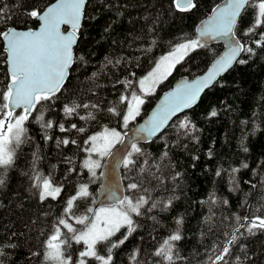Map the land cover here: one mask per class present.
Returning a JSON list of instances; mask_svg holds the SVG:
<instances>
[{"label": "trees", "instance_id": "trees-1", "mask_svg": "<svg viewBox=\"0 0 264 264\" xmlns=\"http://www.w3.org/2000/svg\"><path fill=\"white\" fill-rule=\"evenodd\" d=\"M221 1L196 0L197 8L182 13L171 6V0H89L75 47L76 56H82L83 61L77 59L67 82L52 101L37 105L45 121L51 120L54 125L63 123L69 130L60 132L58 126L45 129L30 117L25 124L26 139L17 151L15 164L7 171L0 169V178L4 180L0 185V242L16 245L3 249L0 264H39L32 253L41 250V241L56 218L63 214L67 199L75 195L81 184L88 185L90 197L77 201L73 213L81 215L87 207H95L100 168L93 178L82 167L87 153L78 147L87 135L107 126L121 131L124 137L179 77H194L206 70L224 46L214 43L190 52L158 91L147 96L141 116L127 128L106 111L97 112L96 121L80 120L76 115L66 117L62 111L64 104L69 101L99 103L106 109L117 103L121 94L129 95L133 90L140 93L139 78L176 43L195 38L199 22ZM3 2L11 15L8 26H37L24 14V5L32 0ZM47 2L42 0L41 7ZM250 21V15L242 17L236 36L252 47L255 55L243 53L240 59L247 63H236L194 108L175 118L152 142L138 144L150 164L159 165V171L152 167L141 177L122 167L125 186L134 177L146 187L155 188L154 199L172 203L168 208L142 209V215H133L135 231L113 250V264H133L130 256L135 250H139L140 264L144 261L151 264L153 249L177 228L182 239L174 242V251L184 258L177 264H212L233 235L236 240L229 245V254L216 264H264V229L249 232L248 222L243 220V217L249 220L264 217V48L253 43L260 39L258 34L243 36ZM5 71L6 65L0 63V79ZM126 79L132 82L133 88L121 83ZM212 110L216 116L209 115ZM39 114L34 112L33 116ZM85 114L86 110L81 109L80 115ZM184 120L195 125V130L179 128ZM72 123L87 131L77 132L71 128ZM63 139L77 143H59ZM164 151L168 156L161 162L159 157ZM245 163L247 168L243 167ZM234 168L240 170L233 173ZM176 173H180L179 177L172 179ZM37 174L52 179L54 185L62 188L57 199L39 200V190L33 186L36 183L33 177ZM153 174L167 178L161 185ZM238 216L240 221L236 219ZM178 218L183 220L179 226ZM70 222L81 227L74 220ZM240 224L245 226L239 227ZM121 233L126 234V227L112 239L119 238ZM79 250H83V245L73 241L66 252L75 254Z\"/></svg>", "mask_w": 264, "mask_h": 264}, {"label": "snow or ice", "instance_id": "snow-or-ice-1", "mask_svg": "<svg viewBox=\"0 0 264 264\" xmlns=\"http://www.w3.org/2000/svg\"><path fill=\"white\" fill-rule=\"evenodd\" d=\"M41 2L42 0H32L31 3L24 5V14L38 26L18 30L16 27L8 26V20L11 19L7 10L8 5L0 0V57H3L0 63L6 65L3 79H0V169L5 171L12 168L16 162L17 151L26 139L28 130L25 124L30 117L40 122L42 128L50 129L58 126L60 132L69 130L63 123L54 125L51 120L45 121L37 105L52 101L53 97L61 92L73 64L77 59L83 61L82 56H76L74 48L79 38L78 33L84 17L86 0H49L43 7ZM171 6L183 13L197 8L198 5L196 0H171ZM211 12L209 19L202 22V26L197 29L195 38H186L183 42L176 43L167 55L161 56L155 62L154 68L146 76L139 79L138 91L144 94L150 93L152 85L159 78L170 75L171 69L190 50L205 47L208 39H224L228 51L214 62L207 75L190 84L182 83L175 91L169 93L160 108L137 129V136L155 137L173 116L190 108L203 88L208 87L233 62L247 63L244 59H237L241 53L255 55L252 47L236 38L239 23L246 14L250 15L251 21L243 30V36L258 34L260 39L254 40L253 43L258 48H264V0H226L222 5H215ZM64 25L69 28H63ZM108 63L111 64L112 61L108 60ZM116 63L118 64L119 61ZM121 83L127 88L134 87L127 79ZM143 103L141 96L133 90L129 95L121 94L118 102L106 109H102L99 103L69 101L64 104L62 111L66 117L76 115L80 120L90 121L97 120V112L106 111L111 116L119 118L122 126L127 128L129 123L140 114L139 106ZM120 105L123 107H119ZM18 109L19 112H17ZM81 109L86 110L85 115H80ZM89 109L91 111H87ZM34 112L40 114L33 116ZM209 115L216 116L217 113L212 110ZM71 128L79 133L87 131L85 127H78L75 123L71 124ZM179 128L195 130V125L184 120L179 124ZM59 143L68 145L76 144L77 141L63 139ZM117 143L123 145L122 153L112 151ZM78 147L87 153L82 167L93 178L97 175L96 169L101 168V159L104 157H111L117 165L128 169L130 173L136 172L141 177L144 176L146 169L150 171V168L155 167L157 172L159 171V165L150 164L147 155L138 146L137 139L125 144L121 132L116 128L102 126V130L87 135ZM244 150L247 151V148ZM94 156L99 159H94ZM167 156V151L162 152L160 161L163 162ZM243 167L247 168L248 165L245 163ZM239 170L231 169L233 173ZM216 174L220 175V172L217 171ZM179 175L180 173H176L172 179H176ZM153 178L162 185L167 177L153 174ZM33 179L36 181L33 186L39 190L40 201L48 198L56 199L60 195L61 188L54 185L52 179L41 177L39 174ZM3 184L4 180L0 178V185ZM154 190V187H146L133 177L124 189V192L128 194L120 192L117 185L115 189L110 190L111 202L108 205L99 208L87 207L81 215H75L72 211L74 204L90 197L88 185L81 184L75 195L67 199L63 214L56 218L48 234L41 241V250L33 252L32 255L38 258L39 264H90V261H94L95 264H113V250L123 245L128 236L135 231L133 215H142V209L151 211L158 206L164 208L171 206V200L165 202L154 199L152 196ZM210 200L214 202V197L210 196ZM224 202L227 203V201ZM236 219L240 221L241 217L238 216ZM73 220L75 225L81 227H75L70 222ZM243 220L248 222L249 232L257 228L264 229V217L255 216L251 220L243 217ZM182 223V218L176 220L178 226ZM244 226V224L239 225V227ZM121 227H126V234L121 233L119 238L113 240L112 238ZM238 230L239 228L236 229ZM181 239L182 236L177 228L175 232L159 242L150 254L153 257L151 264H177L178 260L184 259L178 251H174L176 247L174 242ZM235 240L236 236L233 235L223 247L222 253L215 256L212 264L224 260V257L229 254V245ZM73 241L76 244H82L83 250L75 254L67 253L66 250L71 248ZM98 245L102 247L98 248ZM5 247L14 248L16 245L0 242V255H3ZM138 253L139 250H135L130 256L133 264H140L137 261ZM143 264H148V261H144Z\"/></svg>", "mask_w": 264, "mask_h": 264}, {"label": "water", "instance_id": "water-1", "mask_svg": "<svg viewBox=\"0 0 264 264\" xmlns=\"http://www.w3.org/2000/svg\"><path fill=\"white\" fill-rule=\"evenodd\" d=\"M89 2V0H86L85 6H84V12L87 6V3ZM226 2V0H222L221 2H219L218 4H224ZM212 12H210V14L204 18L203 20H201L199 22V24L196 27V34H197V29L200 28L202 26V22L206 21L207 19H209V17L211 16ZM83 22H84V17L82 18L81 21V27L80 30L82 29L83 26ZM38 26V25H37ZM36 26V27H37ZM63 28H69V26L64 25L62 26ZM18 30H26L27 28H18L16 27ZM35 28V27H34ZM79 30V31H80ZM78 41L77 44L80 40V35L78 33ZM237 39H239L236 36ZM240 40V39H239ZM241 41V40H240ZM203 42V41H202ZM242 42V41H241ZM214 43H222L224 48L222 50V52L212 61V63L208 66V68L206 70H204L203 72L197 74L194 77H188L186 75L179 77L174 83L173 85L167 89L166 91H164L155 101V103L149 108V110L146 112V114H144L141 119L139 121H137L124 135V142L125 144H127L129 141L133 140V139H137L138 144H146V143H150L152 142L155 138H157L159 135H161L167 128L168 126L175 120V118H177L179 115L183 114L184 112H187L189 110H191L192 108H194L201 100V98L204 96V94L211 89L212 87H214L219 80L225 76L232 68L233 66L236 64V62H233L232 65L224 72H222L221 74H219L215 80H213L211 82V84L208 87L203 88V90L199 93L196 102L190 107V108H186L181 112H178L175 116H173L167 123V125H165V127L163 129H161L160 132L157 133V135L155 137H151V138H141L139 136H137V129L145 124L152 116V114L154 112L157 111L158 108H160V106L162 105V102L164 101L165 97L176 90V88L181 85L182 83H193L194 81H196L197 79L202 78L203 76L207 75L209 69L212 67V65L214 64V62L219 59L221 56H223L227 51V47L225 44V40L224 39H208L206 45H211ZM243 43V42H242ZM77 44L75 45V47L77 46ZM74 52H75V48H74ZM243 53L240 54V56H238L237 59H240ZM74 65V64H73ZM73 67V66H72ZM69 76H70V72H69ZM69 78V77H68ZM68 80V79H67ZM67 80L65 81V83L67 82ZM64 83V85H65ZM64 87V86H63ZM20 111L19 109L17 110V112ZM123 145L118 144L112 151L114 153H122L123 152ZM119 185V189L120 192H124L125 189V185L123 182V177H122V166L117 165V163L115 161H113V159L111 157H106L101 164V168H100V183L97 189V195L95 198V207L99 208L102 206H106L111 202V198H110V190H113L116 188V186ZM119 194V193H118ZM124 194H126V192H124Z\"/></svg>", "mask_w": 264, "mask_h": 264}, {"label": "rangeland", "instance_id": "rangeland-1", "mask_svg": "<svg viewBox=\"0 0 264 264\" xmlns=\"http://www.w3.org/2000/svg\"><path fill=\"white\" fill-rule=\"evenodd\" d=\"M193 50H195V49H193ZM193 50H190L189 52H188V54L190 53V52H192ZM170 52V51H169ZM169 52H167V53H165V54H163V55H161V56H165V55H167ZM187 54V55H188ZM186 55V56H187ZM160 56V57H161ZM185 56V57H186ZM160 57L157 59V61L160 59ZM184 57V58H185ZM183 58V59H184ZM183 59L181 60V61H183ZM180 61V62H181ZM179 62V63H180ZM179 63H177L176 65H175V67L179 64ZM155 66V65H154ZM154 66L152 67V69L154 68ZM175 67L174 68H172L171 69V74L173 73V71L175 70ZM152 69H150L146 74H144L142 77H140L139 79H142L144 76H146ZM170 74V75H171ZM170 75H167L166 76V78H159L158 79V81L155 83V84H153L152 85V91L150 92V93H148V94H144V93H137L138 95H140L141 96V98L143 99V101H144V103L143 104H141L140 106H139V109H140V114L136 117V119L135 120H133V121H131L130 123H129V125L131 124V123H133V122H135L136 120H137V118L139 117V116H141V114H142V112H143V107H144V105H145V102H146V100H147V96H149V95H153V94H155L157 91H158V89H159V86L166 80V79H168L169 77H170ZM139 81V80H138ZM128 125V126H129ZM121 132V131H120ZM121 135H122V133H121ZM119 143H117L116 145H115V147L118 145ZM113 150V149H112ZM94 159H99V157H93ZM106 157H104V158H102L101 159V164H102V161L105 159ZM97 170V169H96ZM121 228H123V227H121Z\"/></svg>", "mask_w": 264, "mask_h": 264}, {"label": "bare ground", "instance_id": "bare-ground-1", "mask_svg": "<svg viewBox=\"0 0 264 264\" xmlns=\"http://www.w3.org/2000/svg\"><path fill=\"white\" fill-rule=\"evenodd\" d=\"M234 66H235V65H234ZM234 66H233V67H234ZM18 112H19V111H18ZM144 114H145V113H144ZM60 188H61V187H60ZM61 189H62V188H61ZM61 191H62V190H61ZM56 199H57V198H56ZM76 204H77V203H76Z\"/></svg>", "mask_w": 264, "mask_h": 264}]
</instances>
